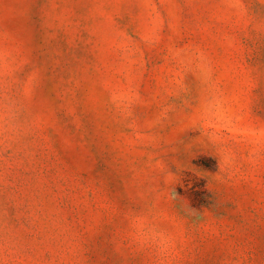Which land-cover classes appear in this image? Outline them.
Wrapping results in <instances>:
<instances>
[{
    "label": "rangeland",
    "instance_id": "1",
    "mask_svg": "<svg viewBox=\"0 0 264 264\" xmlns=\"http://www.w3.org/2000/svg\"><path fill=\"white\" fill-rule=\"evenodd\" d=\"M0 264H264V0H0Z\"/></svg>",
    "mask_w": 264,
    "mask_h": 264
}]
</instances>
